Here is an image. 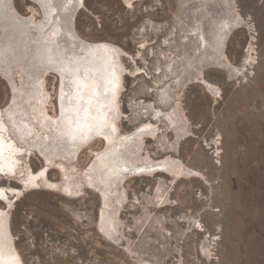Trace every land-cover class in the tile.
I'll use <instances>...</instances> for the list:
<instances>
[{
	"label": "rangeland",
	"instance_id": "1",
	"mask_svg": "<svg viewBox=\"0 0 264 264\" xmlns=\"http://www.w3.org/2000/svg\"><path fill=\"white\" fill-rule=\"evenodd\" d=\"M83 2L77 35L123 50L119 133L155 126L141 153L171 155L194 175L125 174L110 188L94 174L95 189L85 175L100 139L76 159L52 160L48 183L23 192L22 168L43 162L22 157L0 187L21 190L7 196L23 264H264V0ZM14 5L27 13L26 0ZM56 85L46 77L53 117ZM8 91L0 80V110ZM155 108L173 126L151 121Z\"/></svg>",
	"mask_w": 264,
	"mask_h": 264
},
{
	"label": "bare ground",
	"instance_id": "2",
	"mask_svg": "<svg viewBox=\"0 0 264 264\" xmlns=\"http://www.w3.org/2000/svg\"><path fill=\"white\" fill-rule=\"evenodd\" d=\"M26 1L27 13L21 14L14 0H0V80L9 90L5 109L0 110V117H5L0 118L1 175L16 174L22 157H40L43 164L36 172L27 164L22 168L23 187L15 181L25 192L24 188H36L38 180L48 183L52 160L76 159L81 149L100 139L101 150L93 152L85 175L95 189L94 174L98 182L105 181L110 188L118 177L121 184L125 174L150 177L160 173L173 178L194 175L171 155L154 159L141 153L143 136L154 137L155 126L143 125L130 136L119 133L118 98L126 72L121 60L123 50L106 43L90 44L77 35L76 13L83 0ZM131 1L123 0L125 4ZM51 76L57 84L54 117L45 108L46 77ZM19 99L21 108L16 110ZM150 120H163L168 127L174 124L169 112L156 108ZM132 137L134 146L128 147ZM63 186L72 191L70 183ZM14 191L0 187V201L6 206L0 208V264H23L10 230L8 209L12 203L7 195L20 196V191Z\"/></svg>",
	"mask_w": 264,
	"mask_h": 264
}]
</instances>
